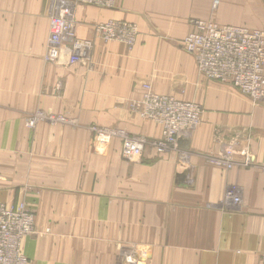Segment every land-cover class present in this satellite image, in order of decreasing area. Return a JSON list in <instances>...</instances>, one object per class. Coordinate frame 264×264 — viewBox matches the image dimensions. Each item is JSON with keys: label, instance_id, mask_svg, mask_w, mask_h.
Wrapping results in <instances>:
<instances>
[{"label": "crops", "instance_id": "obj_1", "mask_svg": "<svg viewBox=\"0 0 264 264\" xmlns=\"http://www.w3.org/2000/svg\"><path fill=\"white\" fill-rule=\"evenodd\" d=\"M49 10V0H0V201H23L34 215L35 232L22 240L30 264H259L264 98L206 78L182 41L192 19L264 31V0L75 5V34L93 44L88 60L72 63L44 60ZM108 19L135 23L136 43L96 36L93 26ZM144 83L199 104L201 119L177 152L145 147L126 161L120 136L90 127L160 137L157 123L130 109ZM38 109L73 123L27 127ZM228 148L231 165L216 163Z\"/></svg>", "mask_w": 264, "mask_h": 264}, {"label": "built area", "instance_id": "obj_2", "mask_svg": "<svg viewBox=\"0 0 264 264\" xmlns=\"http://www.w3.org/2000/svg\"><path fill=\"white\" fill-rule=\"evenodd\" d=\"M117 0H49V31L44 60L58 63L62 56L68 62L89 59L92 41L75 34V5H95L113 8ZM191 31L182 41L184 50L193 55L197 68L206 78L229 84L254 101L264 98V32L239 25L220 24L214 19H192ZM96 36L103 41H119L131 47L136 42L138 26L129 21L108 19L93 26ZM142 96L130 103V109L138 116L151 120L161 127L158 138L132 136L122 130L91 126L97 134L118 135L121 138L120 156L133 161L142 157L145 147L157 153L177 152L182 138L188 137L201 119L199 104L178 99L169 94H159L148 83L142 85ZM39 121L73 123L61 114L36 110L27 115L24 123L33 127ZM231 148V147H230ZM224 151L216 163L229 167L232 150ZM244 162L253 159L248 147L243 148ZM184 156V153H180ZM227 197L238 202L230 191ZM35 232L33 213L24 202L16 205L0 201V264H28L22 252V240ZM124 260L137 262L133 255H124ZM264 264V251L260 263Z\"/></svg>", "mask_w": 264, "mask_h": 264}, {"label": "rangeland", "instance_id": "obj_3", "mask_svg": "<svg viewBox=\"0 0 264 264\" xmlns=\"http://www.w3.org/2000/svg\"><path fill=\"white\" fill-rule=\"evenodd\" d=\"M245 27V26H244ZM248 28V27H247ZM248 29H254V28H248ZM256 30H260V31H262V32H264L263 30H261V29H256ZM191 31V30H190ZM189 31V32H190ZM188 32V33H189ZM136 39H137V37H136ZM136 43V42H135ZM128 47V46H127ZM132 47V46H131ZM197 65V64H196ZM211 80V79H210ZM215 81V80H214ZM233 87V86H232ZM237 90V89H236ZM261 101V100H260ZM21 202H23V201H21ZM17 203H19V202H16V203H14V204H12V205H16ZM34 216V215H33ZM35 228V227H34ZM27 258V257H26ZM27 262H28V264H30V261H29V259L27 258Z\"/></svg>", "mask_w": 264, "mask_h": 264}]
</instances>
